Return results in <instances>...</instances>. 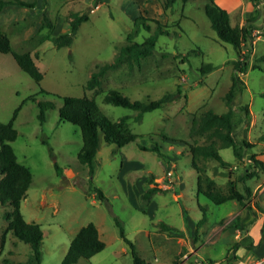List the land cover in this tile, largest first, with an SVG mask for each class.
<instances>
[{
  "label": "rangeland",
  "instance_id": "obj_1",
  "mask_svg": "<svg viewBox=\"0 0 264 264\" xmlns=\"http://www.w3.org/2000/svg\"><path fill=\"white\" fill-rule=\"evenodd\" d=\"M23 1L32 5H7L0 12V26L14 50L32 54L43 76L36 83L11 53L0 52V121H9L19 107L13 120L17 137L11 145L18 161L32 174L20 211L26 221L38 223L43 233L40 264H61L71 239L89 222L96 225L105 247L74 264H134L131 247L120 236L116 219L145 264H193L197 255L189 250L193 245L204 262L211 259L221 264H241L262 255L260 225L254 226L252 237L236 239L234 231L248 224L243 218L251 217V202L264 209V170L257 168L258 176L246 180L251 194L245 208L239 203L236 207L232 200L215 204L197 193L196 174L187 145L182 143L205 142L204 135H189L194 116L206 108L216 112L227 109L224 94L231 84L232 61L237 57L233 45L220 40L211 27L204 11L207 1L175 0L170 6L166 0H46L45 6L43 0ZM43 10L53 24L51 35L69 31V12L85 13L88 19L80 23L70 45L56 48L48 39H42L47 32V28L40 29ZM252 14H256L255 39L248 54L249 66L239 74L243 87L231 102L234 135L242 142L241 157L226 147L219 149L221 157L230 163L226 168L219 167L213 158L198 160L222 190L227 189L228 180H234L242 190L240 177L256 170L253 158L264 163V142L259 140L264 134V0H257L256 9L253 6L246 18ZM139 15L146 18L150 30L140 27L135 41L142 42L152 32L155 20L168 34L158 37L153 53L142 60L139 68L129 72L123 65L106 72L96 92L85 89L95 64L112 59L126 43L127 33L138 25L135 20ZM230 16L231 22L238 25L246 19L240 10ZM246 49L247 45H242L241 50ZM209 63L213 68L201 73L200 66ZM40 88L47 93L40 92ZM111 88L143 101L166 92L179 95L171 103L143 113L140 121H129L138 135L136 141L119 147L100 136L95 171L90 177L88 167L77 159L82 144L80 129L60 120L58 108L63 96L86 95L94 96L110 119L134 114L132 108L103 101ZM31 96L35 97L33 101L29 100ZM38 101L53 103L42 123L37 117ZM158 133L169 139H162ZM139 144H157L161 154L143 150ZM167 170L172 171L173 188L156 191L144 199L148 180L156 182ZM257 183L262 184L253 192ZM95 187L102 191V198ZM8 209V205H0V264L25 262L31 252L28 243L12 233L1 240L6 224L3 213ZM235 209L240 212L230 217ZM163 223L171 229H163ZM262 231L264 235V221ZM250 242L256 245L250 247Z\"/></svg>",
  "mask_w": 264,
  "mask_h": 264
},
{
  "label": "trees",
  "instance_id": "obj_2",
  "mask_svg": "<svg viewBox=\"0 0 264 264\" xmlns=\"http://www.w3.org/2000/svg\"><path fill=\"white\" fill-rule=\"evenodd\" d=\"M183 2L187 0H181ZM204 11L210 20L211 27L215 30L218 38L222 41L233 45L237 51V57L232 61L233 71L231 74V84L224 94L225 104L227 109L223 112H216L212 108H206L199 116H194L191 119L189 135H204L205 142L197 143L182 141L185 149L190 155V165L196 174V191L207 197L210 202L220 204L228 200H235L241 205H244L251 194V188L246 183L247 179H252L258 176L257 168L264 170V163L259 159L253 158L256 164V170H252L240 177V182L243 183L242 190L236 187L234 180H228V187L222 190L217 186L216 181L211 177L205 167L198 164L199 159L207 161L208 158H213L221 168H226L230 163L224 160L220 153V148L230 147L233 154L239 158L240 142L234 135L233 117L234 109L232 107V99L237 92L242 90L243 81L239 74L246 72L248 69V54L252 50L251 43L255 37L253 34V21L256 19V14H252L245 19L241 25L231 22L230 13L219 6L214 0H206ZM175 0H166V5H173ZM9 4L19 6H31V2L23 0H0V12ZM46 0H43L45 6ZM252 5L257 6V0H252ZM88 15L85 13L69 12V31L51 35L53 29L52 21L43 10L42 23L40 29L47 28V32L43 33L42 39H48L56 48L70 45L74 35L81 22L86 21ZM146 18L139 15L135 22L138 24L133 31L126 35V43L121 45L111 60L103 63H97L94 69L90 72L85 83V89L97 91L101 87L102 79L106 72L113 71L126 65L129 72H132L134 67L139 68L143 59L150 56L158 40L162 34H168L164 25L155 20L156 26L152 32L144 38L142 42L135 41V37L140 31V27L145 30H150L149 25L145 22ZM141 21V22H140ZM140 22V25H139ZM248 44L250 46H248ZM242 45H247V49L241 50ZM0 52L11 53L18 66L26 72L36 83L42 79V72L35 64V59L29 51L14 50L9 36L1 29L0 26ZM254 67V64L251 65ZM213 68L212 64H204L200 66V72L205 73ZM178 91V90H177ZM40 92H46L40 88ZM178 92H166L156 99H131L121 91L115 88L109 89L103 101L114 105L129 107L135 110L134 114L122 115L117 119H110L104 114L98 106L94 96H63L62 105L58 108V116L60 120L69 121L77 125L80 129L82 144L77 153V159L80 163L88 167L90 177L95 171L94 157L99 147L100 136L108 144L122 146L137 140V134L130 128L129 121H140L143 113L163 107L177 98ZM35 97H29V100H34ZM39 106L38 120L42 123L45 120V112L48 108L53 107L51 101L37 102ZM19 107L15 108L9 121H0V205H8L9 209L5 210L3 216L6 224L2 229L1 240H5L8 233H12L18 240L30 245V254L25 262H17L13 264H40L41 251L40 246L43 239V233L38 223L28 222L24 219L20 211V202L25 197L31 181L32 174L30 169L19 162L11 142L17 137V130L13 126ZM162 139H169L165 134L158 133ZM264 142V134L259 138ZM139 148L143 150H153L161 154L157 144L148 146L139 144ZM55 168L58 172L59 167L55 163ZM148 182H151L148 180ZM99 197H103L102 191L95 187ZM157 187H147L142 193L144 199H148L153 193L158 191ZM119 227V234L126 241L132 251L134 264H145V261L135 252L133 243L125 236L124 229L118 219L115 220ZM163 229H171L168 224H161ZM105 247V242L100 238L96 225L92 222L82 226L71 239L68 249L63 257L61 264H74L79 258H90L93 254L101 251Z\"/></svg>",
  "mask_w": 264,
  "mask_h": 264
},
{
  "label": "crops",
  "instance_id": "obj_3",
  "mask_svg": "<svg viewBox=\"0 0 264 264\" xmlns=\"http://www.w3.org/2000/svg\"><path fill=\"white\" fill-rule=\"evenodd\" d=\"M219 6H221L222 8L226 9L229 13L231 14H234L237 10H240V14L242 15L243 18H246V14L250 13L252 11V3L250 1H246V0H214ZM232 16V15H231ZM242 23H240L241 25ZM259 37V36H257ZM256 37V38H257ZM149 146V145H148ZM172 164V163H171ZM164 176V175H163ZM211 176V175H210ZM162 177V176H161ZM213 177V176H211ZM214 178V177H213ZM215 179V178H214ZM175 180L177 181V178H175ZM216 181V180H215ZM153 183L154 182H148V187H154L153 186ZM262 183H257L256 185H254L253 187V192H255V190L258 188V186H260ZM248 185L251 187L250 183H248ZM159 190L158 191H163V190H168V189H172V188H166V189H160L158 188ZM263 189V187L259 188L258 192L260 193L261 190ZM232 201H235V200H232ZM236 202V201H235ZM248 202H246L242 208H245V206H247ZM236 207H238V202L235 203ZM251 206L253 208V213L251 215V217L248 215H246L243 219V221L248 222V224L246 225V227H244V229H240V227H237L234 231V237L236 239H243L245 236L249 237L251 236L252 234V231L254 229V226L256 224L260 225V237H259V244L260 242L262 241V239L264 238V235H263V231H262V224H263V221H264V209H259L258 207L255 206V204L253 202H251ZM240 212V209H235V211L232 213L230 212V217H234L236 216L238 213ZM99 233V231H98ZM252 237V236H251ZM254 242V241H252ZM254 245H256L255 243H251L249 244L250 247H253ZM194 246V245H193ZM191 246L189 248V250L191 251V253L193 252H196V256L193 260V264H221L219 261H214L212 262L211 259H208L207 261H202L201 260V257L198 256L199 254L197 253L198 252V249H196V247L194 246ZM260 258H264V253L260 256H257L252 262H254L255 260H258ZM186 261H190L188 258H186ZM248 260H244V261H241V264H250L252 263ZM226 264H232V262L230 261H227Z\"/></svg>",
  "mask_w": 264,
  "mask_h": 264
},
{
  "label": "built area",
  "instance_id": "obj_4",
  "mask_svg": "<svg viewBox=\"0 0 264 264\" xmlns=\"http://www.w3.org/2000/svg\"><path fill=\"white\" fill-rule=\"evenodd\" d=\"M153 186L160 189L173 188L172 171L167 170L164 176H162L159 180H156V182L153 183ZM250 264H264V258L255 260Z\"/></svg>",
  "mask_w": 264,
  "mask_h": 264
}]
</instances>
